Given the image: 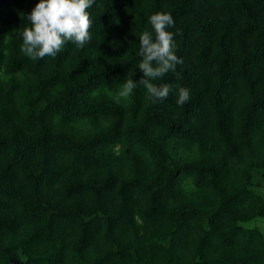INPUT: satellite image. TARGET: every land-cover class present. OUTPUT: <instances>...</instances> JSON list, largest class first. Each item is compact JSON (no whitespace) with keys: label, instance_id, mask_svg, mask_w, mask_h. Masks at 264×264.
I'll return each mask as SVG.
<instances>
[{"label":"trees","instance_id":"obj_1","mask_svg":"<svg viewBox=\"0 0 264 264\" xmlns=\"http://www.w3.org/2000/svg\"><path fill=\"white\" fill-rule=\"evenodd\" d=\"M38 2L0 0V264H264V0H96L88 44L32 60ZM160 11L173 91L117 102Z\"/></svg>","mask_w":264,"mask_h":264},{"label":"clouds","instance_id":"obj_2","mask_svg":"<svg viewBox=\"0 0 264 264\" xmlns=\"http://www.w3.org/2000/svg\"><path fill=\"white\" fill-rule=\"evenodd\" d=\"M96 0H39L27 15L30 26L22 32L21 52L32 60L55 58L68 43L83 48L91 39V9ZM23 17V14H21ZM153 31L145 30L139 37L141 60L139 80L127 79L117 93V102L130 95L138 86L146 89L153 102H163L173 91L169 83L157 84L169 73H176L183 59L177 55L175 34L168 29L175 26L171 13L157 12L148 18ZM176 103L190 100V89L177 86Z\"/></svg>","mask_w":264,"mask_h":264},{"label":"rangeland","instance_id":"obj_3","mask_svg":"<svg viewBox=\"0 0 264 264\" xmlns=\"http://www.w3.org/2000/svg\"><path fill=\"white\" fill-rule=\"evenodd\" d=\"M254 191L264 197V187L255 188ZM244 226L247 228H259L264 233V219L253 220L251 222L245 223ZM23 260L24 256L18 252L12 257V264H21Z\"/></svg>","mask_w":264,"mask_h":264}]
</instances>
